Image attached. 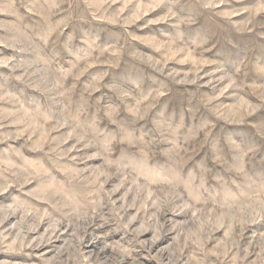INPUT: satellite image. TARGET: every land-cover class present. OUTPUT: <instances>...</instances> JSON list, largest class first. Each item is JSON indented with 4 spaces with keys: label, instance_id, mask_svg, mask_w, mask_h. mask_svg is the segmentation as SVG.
<instances>
[{
    "label": "clouds",
    "instance_id": "9594fccd",
    "mask_svg": "<svg viewBox=\"0 0 264 264\" xmlns=\"http://www.w3.org/2000/svg\"><path fill=\"white\" fill-rule=\"evenodd\" d=\"M117 4L0 0V264H264V0Z\"/></svg>",
    "mask_w": 264,
    "mask_h": 264
},
{
    "label": "rangeland",
    "instance_id": "374dc122",
    "mask_svg": "<svg viewBox=\"0 0 264 264\" xmlns=\"http://www.w3.org/2000/svg\"><path fill=\"white\" fill-rule=\"evenodd\" d=\"M122 2H123V0H118V4L116 6L117 7L120 6V3H122ZM133 2L137 3V2H140V0H133ZM142 2L144 4H148V3L153 2V0H142ZM129 7H131V6H129ZM162 10H163V6L162 5L159 8H154V9L148 10L147 14L143 15L141 17V19L137 21V23L138 24H143L145 21H147L149 19L159 17V15L162 13ZM125 11L127 12L128 9H126ZM161 26H163V24H150L146 28L140 29L139 33L141 35H146V34H149L152 29L157 28V27H161ZM140 46L142 48H146L147 50L151 51V48L148 45L141 44ZM256 55L257 56H264V52L258 51L256 53ZM168 63L171 65V64H174L175 61H169ZM176 67L177 68H187V67H191V65L190 64H188V65H176ZM204 67H205V70H207L208 66H204Z\"/></svg>",
    "mask_w": 264,
    "mask_h": 264
}]
</instances>
